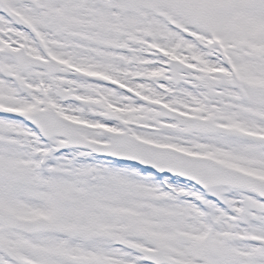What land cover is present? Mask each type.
<instances>
[{"label":"snow or ice","instance_id":"snow-or-ice-1","mask_svg":"<svg viewBox=\"0 0 264 264\" xmlns=\"http://www.w3.org/2000/svg\"><path fill=\"white\" fill-rule=\"evenodd\" d=\"M0 264H264V0H0Z\"/></svg>","mask_w":264,"mask_h":264}]
</instances>
